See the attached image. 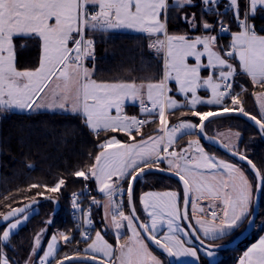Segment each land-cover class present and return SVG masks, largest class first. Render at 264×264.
Segmentation results:
<instances>
[{
	"label": "snow or ice",
	"instance_id": "snow-or-ice-1",
	"mask_svg": "<svg viewBox=\"0 0 264 264\" xmlns=\"http://www.w3.org/2000/svg\"><path fill=\"white\" fill-rule=\"evenodd\" d=\"M221 3L222 0H199V3L196 0H0V116L46 109L79 118L93 135L99 138L104 133L107 137L98 144L94 162L71 175L86 182L94 180L98 191L106 198L102 228L115 230V247L101 230L95 232L94 238L91 235L95 226L90 208L83 209L79 200L81 195L90 194L86 183L84 193L74 192L71 198L76 230L80 231L76 243H85L86 247L74 249L75 255L66 254L56 259L58 237L65 245L75 239L72 229L67 233L58 231L49 239L39 260L34 259L41 249L47 226L55 222L59 206V197L45 196V192L60 193L66 186V180L61 178L54 186L31 184L28 188L31 191L43 187L44 192L36 195L50 200L53 209L44 221L46 227L36 233L25 264H52L53 260L55 264L76 261L81 264H162L150 250L149 241L168 257H190L194 264H202L203 257L206 264H215L223 245L206 241H226L238 230L255 226V194L264 191V171L246 154L225 145L233 155L247 161L255 180H250L235 164L207 154L199 139L190 140L188 146L179 151H169L179 136L190 135L196 129L199 130L197 135H204L206 122H211V118L234 111L253 121L259 134L264 136V35L259 34L252 23L257 15H264V0H227L223 10H220ZM173 6L181 10L180 19L188 28L199 29L200 35L169 34L168 13ZM196 7L200 8L199 20L196 13L189 16L184 11ZM207 15L217 19L209 21L205 19ZM216 25H219L218 33L213 35ZM232 25L237 31H230ZM118 29L144 34L149 50L157 56L163 54V73L158 79L155 75L113 81L93 78L94 34ZM229 32V44L218 46L219 33ZM30 41L39 46L38 65L20 69L18 50L23 51ZM202 57H207V63H202ZM189 58L195 62L189 63ZM89 59L93 62L91 68L85 65ZM203 70L208 71L206 77L202 75ZM239 76H246L253 89H260L252 92L259 107V118L242 106L241 97L248 89L240 84V92H235ZM172 81L175 91L183 95V103H178L171 95ZM199 89L209 91L210 97L199 96ZM227 99L231 100V105L225 103ZM126 101L138 104L139 117L126 114ZM198 105L216 106L217 110L200 111ZM185 107L188 112L181 113V117L190 115L198 118L199 123L181 118L179 123L169 126V116ZM157 119L163 135L144 139L141 130ZM111 133H123L131 142H122ZM236 136L239 138L240 133ZM89 158L92 160L91 153ZM164 163L168 165L167 171L174 172L183 183L184 208L179 207L175 191L146 192L140 197L147 214L142 220L135 207V182L153 169L166 171L160 167ZM125 183L130 209L127 214L124 205L114 199L125 191ZM201 199L209 201L207 208L199 203ZM38 203L35 197L31 198L32 205ZM91 203L100 206L95 198ZM189 205L191 215L187 210ZM5 206L10 210L0 213V227L7 224L0 234V264H13L5 251L10 246L11 236L30 214H38V210L31 205ZM76 213L81 216L77 217ZM125 221L130 235L123 239L121 229ZM261 223L264 224V220ZM162 224L167 231L159 236ZM191 236L196 238L199 247H192L191 240L183 238ZM238 264H264V235L243 253Z\"/></svg>",
	"mask_w": 264,
	"mask_h": 264
},
{
	"label": "trees",
	"instance_id": "trees-1",
	"mask_svg": "<svg viewBox=\"0 0 264 264\" xmlns=\"http://www.w3.org/2000/svg\"><path fill=\"white\" fill-rule=\"evenodd\" d=\"M189 16L196 13L199 20L200 8L184 9ZM182 12L173 6L168 13V31L169 34H179L187 32L188 35L201 34L200 30L192 31L188 28L183 19H180ZM231 15V13H229ZM205 19L213 21L217 17L212 15L205 16ZM227 23L228 17H224ZM252 23L257 32L264 35V15H257ZM217 27V25H216ZM235 31L236 27L231 26ZM215 31L211 34L215 35ZM95 39V72L94 79L97 81H113L118 79H131L134 77H143L155 75L158 79L163 73L162 56L152 54L148 49L147 38L144 34H134L128 32L110 31L108 33L97 32ZM227 37H218L221 45H227ZM40 49L39 46L30 41L27 48L23 51L18 50V67L20 69L33 68L38 65ZM89 68L93 67L91 59L85 61ZM243 84L247 93L242 95L244 109L252 115H257L252 92L259 90L253 89L251 82L246 76H239L236 79L235 91L240 92L239 85ZM173 89L171 95L178 101L182 98L175 92V85L170 83ZM200 111L217 110V107L198 105ZM127 113L139 114L137 106H128L125 108ZM188 112V109L180 108L175 110L174 115L169 116V123L176 124L181 118L191 119L194 123H199L198 118L189 116L181 117V113ZM159 126V121L154 124L146 125L141 134L143 138L154 134ZM215 129H228L240 133V141L237 151L247 155L257 167L264 171V143L259 133L247 122L238 117H224L212 120L206 124L205 133L215 137ZM117 139L129 141L123 133H111ZM196 137V136H195ZM107 138L106 134L101 133L98 138L84 127L79 118L60 115L49 112L21 113L13 112L0 116V213H7L10 208H22L25 205H31L32 209H37L38 214L32 213L26 223L21 226L12 236L10 246L5 249L7 256L13 261V264H25L29 257L32 241L37 232L46 227L44 221L49 218L53 209V204L44 196H37V192H44V188H35L28 191L31 184L54 186L59 179L66 180V186L60 193H47L45 196H58L59 206L55 216V222L47 226V233L41 245L37 257L43 252L49 235L57 230L68 232L73 230L72 219L69 212L71 208L72 193H79L87 183L92 187L91 181H84L83 178H77L71 175L72 172L94 162V156L99 151L98 144ZM194 138L193 134L180 136L176 141V148L185 146L189 139ZM137 140L140 136L136 137ZM207 152L213 153L223 159L243 168L250 180H255L247 168L224 155L220 151L201 143ZM92 154V160L89 154ZM28 165L32 167L29 168ZM161 168L166 167L161 164ZM174 189L181 192L180 186L176 181L158 174H148L135 184V207L137 214L143 220L139 208L140 194L146 190H169ZM5 197H10L5 200ZM35 197L39 203L31 204V198ZM123 210L128 213L127 196H124ZM22 215V214H21ZM2 219V217H0ZM264 191H261L259 201V212L256 219L254 230L237 247L232 250L218 252L219 260L215 264H235L234 255L242 253L252 244L262 233L264 224ZM6 226V223L3 227ZM3 227H0L2 234ZM242 230V229H241ZM236 234L228 237L226 241L216 240L211 244H222L230 241ZM86 244L80 245L82 249ZM67 245L62 244L58 250L56 259L62 258ZM152 250V249H151ZM153 251V250H152ZM155 252V251H154ZM75 255V252H72ZM156 253V252H155ZM158 254V253H157ZM37 260V258L35 259ZM202 264H206L201 258ZM55 263V262H54Z\"/></svg>",
	"mask_w": 264,
	"mask_h": 264
},
{
	"label": "crops",
	"instance_id": "crops-1",
	"mask_svg": "<svg viewBox=\"0 0 264 264\" xmlns=\"http://www.w3.org/2000/svg\"><path fill=\"white\" fill-rule=\"evenodd\" d=\"M222 1H227V0H222ZM196 2L197 3H199V0H196ZM113 31H118V32H128V33H134V34H142V33H138V32H136L135 30H131V29H118V30H113ZM196 35H200V34H196ZM216 35V34H215ZM189 36H195V35H189ZM228 38V40H227V45L229 44V42H230V39H231V36L230 37H227ZM217 45L219 46V45H221L218 41H217ZM149 49V48H148ZM190 60V62L189 63H194L195 61L192 59V58H190L189 59ZM202 63H207V57H202ZM237 64H238V61L236 62ZM202 75L203 76H207L208 75V71L207 70H203L202 71ZM248 80L250 81V79L248 78ZM170 83H172V84H174L175 85V82L174 81H172V82H170ZM257 91V90H256ZM176 92V91H175ZM176 94L178 95V96H180V97H182V101H178L177 100V102L178 103H183L184 102V97H183V95H181V94H179V93H177L176 92ZM198 95L199 96H201L202 98H204V99H207V98H209L210 97V92L209 91H206V90H203V89H199L198 90ZM189 96H190V94H189ZM252 97H253V95H252ZM253 101H254V104H255V107H256V110H257V112H258V115H259V107H258V104H257V102H256V100H255V98L253 97ZM128 106H134V107H136L137 106V108H139L138 107V104H132V103H130V102H127L126 101V104H125V108L126 107H128ZM207 106V105H206ZM211 107H216V106H211ZM40 112H43V111H40ZM125 112H126V114H128L127 113V111H126V109H125ZM130 114H132V113H130ZM130 114H128V115H130ZM177 124V123H176ZM214 134H215V137L218 139V140H220L223 144H225V145H227L228 143H233V148H232V150L233 151H237V147H238V144H239V141H240V137L239 138H237V136H236V132H234V131H230V130H228V129H215L214 130ZM156 135H159L158 133H156V134H154L153 136H156ZM163 135V134H162ZM146 138V137H145ZM147 139V138H146ZM177 141V140H176ZM176 141H175V144L172 146V147H176ZM188 146V143L186 144V146H184V147H187ZM201 146H202V144H201ZM203 147V146H202ZM177 149V151H179L181 148H176ZM205 152H207L206 150H205ZM208 153H210V152H208ZM212 155H215V154H213V153H211ZM216 157H219V156H217V155H215ZM165 167H166V169H168V165L166 164V163H164L163 164ZM238 167V166H237ZM240 167V166H239ZM246 173V172H245ZM247 175V174H246ZM91 181V183H92V187H93V189H94V191L100 196V198H99V204H100V206L99 207H97V205H96V212L98 213V222H99V228H100V230H101V232L102 233H109V230H108V228H102V225L104 224V221H103V211H104V208H103V205H104V203H105V201H106V198L104 197V195L102 194V193H99V191H98V189H97V186H96V183H95V181L94 180H90ZM165 191H175V192H177L178 193V204H179V207L181 208V204H182V192H179L178 190H174V189H169V190H146V191H144V192H142L141 194H140V197H141V195L143 194V193H146V192H165ZM140 197H139V208H140V211H141V215H142V217H143V219H145L146 218V216H147V214L144 212V209H143V205L141 204V202H140ZM107 202V201H106ZM199 203L201 204V205H203L205 208H207V206H208V204H209V201L208 200H204V199H201L200 201H199ZM188 213H189V215H191V206L189 205L188 206ZM203 214H201V216H202ZM192 223H195V220H193L192 221ZM182 226H183V223H182ZM184 227V226H183ZM160 232H159V236H163V234H164V232L165 231H167V229H166V227L162 224L161 226H160ZM47 233V232H46ZM46 233L44 234V235H46ZM95 234V233H94ZM93 234V235H94ZM112 234V233H111ZM181 235H183V234H181ZM203 234L201 233V236H202ZM262 235H264V229H263V231H262V233L260 234V236H262ZM260 236L252 243V244H254V243H257L258 242V240H259V238H260ZM112 238H111V240L113 241V244L115 245L116 244V238H115V236L112 234V236H111ZM185 240H191L190 239V237H183ZM34 241V240H33ZM207 243H213L214 241H206ZM64 242H63V240L62 241H60L59 242V245H58V250H59V248H60V246L63 244ZM252 244H250L247 248H246V250L252 245ZM41 245H42V243H41ZM46 246V245H45ZM186 246H189V245H186ZM191 246L192 247H197V246H195L194 245V243L192 242V240H191ZM86 246H84L83 247V249L85 248ZM150 250H151V248H150ZM245 250V251H246ZM152 251V250H151ZM244 251V252H245ZM244 252H242L241 254L243 255V253ZM153 253L155 254V255H157L160 259H161V261H162V264H168V262H167V259L164 257V256H162V255H160V254H157V253H155L154 251H153ZM36 257H34V259H35ZM219 258H220V256L219 255H217L216 257H215V262H217L218 260H219ZM38 260H39V258H38ZM37 260V261H38ZM54 262V260L52 261V263ZM174 263L175 264H194V262H193V259L192 258H190V257H180L179 259H177V258H175L174 257Z\"/></svg>",
	"mask_w": 264,
	"mask_h": 264
},
{
	"label": "water",
	"instance_id": "water-1",
	"mask_svg": "<svg viewBox=\"0 0 264 264\" xmlns=\"http://www.w3.org/2000/svg\"><path fill=\"white\" fill-rule=\"evenodd\" d=\"M238 117L242 120H244L245 122H247L249 125H251L258 133V129L257 127L255 126V123L251 120L248 119V117H245L243 116L242 114H240L239 112H230V113H224L222 115H219L217 117H213L211 118V121L212 120H215V119H218V118H224V117ZM209 123V122H206V124ZM199 132V130H198ZM262 142L264 143V136H261L259 134ZM199 137V140L206 144V145H209L210 147L220 151L221 153H223L224 155L228 156L229 158L233 159L234 161H236L237 163L239 164H242L244 165L247 170L253 175L254 179H255V173L254 171L252 170L251 166L248 165L247 161L246 160H240L239 159V155H233L232 154V151L229 150V148L225 147V144H223L220 140H218L216 137H212V136H209L207 135L206 133L204 135H198ZM207 137V138H205ZM164 169V168H163ZM149 174H158V175H161V176H164L166 178H170L174 181L177 182V184L180 186V189H181V192H182V204H181V210H183L184 208V204H183V183L179 180L178 176H176L174 174V172L172 171H159L157 169H153L151 173ZM148 175V174H146ZM138 181V180H137ZM136 181V182H137ZM135 182V184H136ZM127 195V194H126ZM256 197H257V200H256V207H255V213H256V216H255V220L257 219L258 217V212H259V201H260V195H261V192H258L255 194ZM128 208V206H127ZM128 211H130V209L128 208ZM183 223V226L185 228H187V224L185 222H182ZM254 227H251L249 228L248 230H241L236 236H234L230 241L226 242V243H222V244H213V245H223V247H221L219 249L218 252H221V251H227V250H232L234 249L235 247H237L245 238H247L250 233L253 231ZM190 239L192 240V242L199 247V243L198 241H196V238L194 236H191ZM149 243V246L150 248L155 251L156 253L164 256L166 259H167V262L168 264H175L174 263V257H168L166 253L162 252V250H159L156 248V246L154 244H152L150 241L148 242ZM207 243V242H206ZM210 244V243H209ZM74 264H81V262L79 261H76L74 262Z\"/></svg>",
	"mask_w": 264,
	"mask_h": 264
},
{
	"label": "built area",
	"instance_id": "built-area-1",
	"mask_svg": "<svg viewBox=\"0 0 264 264\" xmlns=\"http://www.w3.org/2000/svg\"><path fill=\"white\" fill-rule=\"evenodd\" d=\"M227 3V1H222L221 3V6H220V10H223L224 9V4ZM226 26L227 23H226ZM218 29H219V25H217L216 27V34L218 33ZM230 31L231 32H234L230 26ZM237 31V29L235 30ZM231 34L230 32L225 34V33H219V36L218 37H230ZM226 101L230 102L231 104V100L230 99H227ZM134 115H137L138 117L140 116V114H134ZM143 118V117H141ZM177 151V149L175 147H171L169 149V151ZM163 155V153H162ZM89 189V192L90 194H83L79 197V200H80V203H81V207L85 210H88L90 208V211H91V218L93 220V224H94V228L91 229V235H93V233L99 229V222H98V213L96 212V205L95 204H92L91 201L93 198H95L97 201L99 200L100 196L94 191L93 188H90L88 187ZM84 190H85V186L82 188V190L79 192V193H84ZM124 196H125V192H123L122 194H117L114 199H115V202L116 203H121L124 205ZM72 198V196H71ZM70 202H71V199H70ZM69 215H70V218L72 219V224H73V232H72V235L75 237V239H73L72 243L71 244H68L67 245V248L64 252V254H67V255H72L74 252V249H81L80 248V245L83 244V243H80V244H77L76 241L80 239V231L79 230H76V220L74 219V215H73V210L72 208H70V212H69ZM77 217H80L81 214L80 213H76L75 214ZM81 223H82V220H81ZM242 256L241 253H236L234 255V260H235V264H238V260L239 258Z\"/></svg>",
	"mask_w": 264,
	"mask_h": 264
},
{
	"label": "rangeland",
	"instance_id": "rangeland-1",
	"mask_svg": "<svg viewBox=\"0 0 264 264\" xmlns=\"http://www.w3.org/2000/svg\"><path fill=\"white\" fill-rule=\"evenodd\" d=\"M179 34H184L183 32L182 33H179ZM179 34H177V35H179ZM215 34H216V32H215ZM147 44H148V40H147ZM150 51V50H149ZM152 54H154V55H156L155 54V52L154 51H150ZM161 56H162V59H163V54H160ZM190 59V58H189ZM189 62H190V60H189ZM257 91H260V89L259 90H257ZM236 92V91H235ZM182 98V97H181ZM176 99V98H175ZM177 100V99H176ZM180 102V101H179ZM225 103L226 104H228V105H231L230 104V102H228V101H225ZM237 107H239V106H237ZM40 111H43V112H49V113H53V112H51V111H48V110H46V109H41ZM39 112V111H38ZM137 112L139 113V108H137ZM30 113V112H29ZM131 113V112H130ZM129 113V114H130ZM112 114L113 115H115V111L114 110H112ZM134 115V114H133ZM192 121V120H191ZM193 122V121H192ZM177 123H179V120H178V122ZM194 123V122H193ZM171 125H174L173 123H169V126H171ZM159 128H160V125L158 126V128H157V131L154 133V134H156V133H158L159 135H162L163 133L162 132H160L159 131ZM231 131V130H230ZM197 133H198V129H196V130H194L193 131V135H194V138H192V139H189L188 140V142L187 143H189V141L190 140H196V139H199L198 138V135H197ZM154 134H152V135H149V136H153ZM148 136V137H149ZM185 136V135H184ZM187 136V135H186ZM196 136V137H195ZM148 137H146V138H148ZM180 137V136H179ZM178 137V138H179ZM146 138H144V139H146ZM177 138V139H178ZM128 142H131V141H128ZM174 144H175V142H174ZM227 145H229V146H233V143H228ZM186 146V145H185ZM182 148H186V147H182ZM204 148V147H203ZM233 148V147H232ZM205 149V148H204ZM206 150V149H205ZM233 151V150H232ZM207 154H209V155H212L211 153H208V152H206ZM212 156H215V155H212ZM216 157V156H215ZM216 159H218V160H224V161H226V162H229V163H232L231 161H229V160H227V159H223V158H221V157H216ZM234 164V163H233ZM236 165V164H235ZM236 166H238V165H236ZM239 167V166H238ZM240 169H242L244 172H245V170L243 169V168H241V167H239ZM97 186V185H96ZM123 187H124V189H125V195H126V189H127V184L125 183L124 185H123ZM98 189V188H97ZM82 190V189H81ZM100 193V192H99ZM105 203H106V201H105ZM104 203V204H105ZM103 208H104V205H103ZM104 212H105V209H104V211H103V221H104ZM125 214H127L126 212H125ZM30 216H31V214H30ZM29 216V217H30ZM21 219H23V214L21 215ZM109 220H110V217H109ZM105 222V221H104ZM26 223V221L25 222H23L20 226H18V229L21 227V226H23L24 224ZM124 224H125V227L124 228H122L121 229V231L123 232V239H126L127 238V236L128 235H130V233H128V231H127V227H126V224H127V222L125 221L124 222ZM6 226H7V224H6ZM5 226V227H6ZM254 228H255V226H254ZM17 229V230H18ZM17 230H15V232L17 231ZM97 230H100V229H97ZM96 230V231H97ZM108 230H109V233H102V235L104 236V238L109 242V243H111V244H113V241L111 240V236H112V234L115 236V238H116V235H115V230L113 229V228H111V227H108ZM254 230V229H253ZM95 231V232H96ZM3 232V231H2ZM56 232H58L57 230H55V231H53L50 235H49V238H48V240H47V243H46V246H45V248H44V250H46V248H47V244H48V241H49V239L51 238V236L53 235V233H56ZM112 233V234H111ZM95 237V234L93 235V238ZM44 238H45V235H44V237H43V239H42V241H41V243H43V240H44ZM34 240V239H33ZM60 241H62L59 237H58V245H59V242ZM91 241H89V243H90ZM116 242V241H115ZM122 242H123V240H122ZM64 244V243H63ZM32 245H33V241H32ZM86 246V245H85ZM113 246L115 247V245L113 244ZM44 250H43V252H44ZM43 252L40 254V256H42L43 255ZM154 254V253H153ZM36 258H37V260H38V258L39 257H37L36 256ZM35 258V259H36ZM159 258V257H158ZM54 262H55V260H54ZM52 263V264H55V263Z\"/></svg>",
	"mask_w": 264,
	"mask_h": 264
}]
</instances>
